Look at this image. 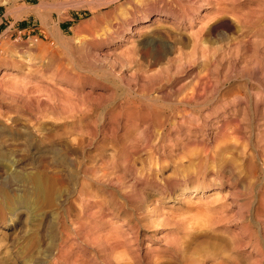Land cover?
Returning <instances> with one entry per match:
<instances>
[{"label": "rangeland", "instance_id": "obj_1", "mask_svg": "<svg viewBox=\"0 0 264 264\" xmlns=\"http://www.w3.org/2000/svg\"><path fill=\"white\" fill-rule=\"evenodd\" d=\"M102 1L0 0V264H264V0Z\"/></svg>", "mask_w": 264, "mask_h": 264}, {"label": "bare ground", "instance_id": "obj_2", "mask_svg": "<svg viewBox=\"0 0 264 264\" xmlns=\"http://www.w3.org/2000/svg\"><path fill=\"white\" fill-rule=\"evenodd\" d=\"M104 1V2H103ZM102 2L103 3H101L100 5H110V4H112V3H114V2H120V1H122V0H103ZM127 1V0H126ZM120 4V3H119ZM39 11V10H38ZM3 77V76H2ZM4 78V77H3ZM1 80V79H0ZM2 84L0 83V86H1ZM3 113L0 111V123H3ZM9 121L10 122V124H11V128L15 125L14 124V122L16 121L15 120V118L14 117H8V118H6V121ZM21 124H23V123H21ZM13 125V126H12ZM38 145H36L37 147H40V145H43L45 142H44V140L42 141H38L37 140V142H36ZM9 150V149H8ZM2 154V153H1ZM6 155V154H5ZM2 157H4V156H2ZM94 162V161H93ZM0 163H2L5 167H12V165L15 163V161L14 160H7V159H1V155H0ZM91 164V163H90ZM96 164V162L94 163V165ZM95 169V168H94ZM93 169V170H94ZM93 170H91V168L89 167V166H86V168H85V170H84V178H85V181H82L81 183H80V188H79V190L77 191L79 194H80V196H79V198L81 199V201H84L85 203H87L88 205L91 203L90 202V200H87V199H90L89 197H92L93 195L91 194V192H90V190H89V188H90V186H91V181H90V179H92L93 180V178H91L92 176L94 177L95 176V172H93ZM95 171V170H94ZM92 173H94V175H92ZM98 173V172H97ZM96 173V174H97ZM12 174V176H10L11 178H12V180L13 179H16V180H18V179H22V180H25V182H27V184L29 183V182H31V180H32V177L31 176H29V175H26V174H21V173H19V172H13V173H11ZM8 176V177H9ZM18 176H20V178H17ZM91 176V177H90ZM10 177H9V179L8 180H10ZM97 177L100 179V176H98L97 175ZM57 182H59V183H61V177H56V179H55ZM95 180V179H94ZM39 181H33V183H31L30 185L32 186V188H33V190L35 189V190H40V185H39V183H38ZM96 182V181H95ZM9 193H11L10 191H8ZM7 191H6V187L5 188H3V187H0V212L2 213V210H3V208H6L7 209V211L9 212V213H14L15 212V210L17 209V207L16 208H14V207H11L12 206V204H15L16 203V201L13 199V197H14V195H10L9 193H8ZM37 192V191H36ZM92 193H94V191H92ZM83 195H85L84 196V198H82L83 197ZM15 198V197H14ZM93 198V197H92ZM92 198H91V200H92ZM79 199V200H80ZM24 201H26V200H24ZM93 201V200H92ZM19 202H21V200L19 201ZM80 202V201H79ZM96 202V204H97V206H98V208L100 209V207H101V202L100 201H95ZM95 202H94V205H95ZM87 204L85 205V207H83L81 210H82V212L85 210V209H87ZM81 205H83V204H81ZM19 207V206H18ZM32 207V206H31ZM96 207V206H95ZM30 208V207H29ZM28 208V209H29ZM33 209V208H32ZM93 210H94V208H93ZM96 210H97V208H96ZM30 211V210H29ZM90 211H92V210H90ZM85 212H87V211H85ZM94 212V211H93ZM93 212H91V213H93ZM97 212V211H96ZM95 212V213H96ZM95 213L94 214H92V216H96L95 215ZM85 214H87V213H85ZM89 214H90V212H89ZM88 216V215H87ZM89 217V216H88ZM116 230V229H115ZM114 230V231H115ZM113 231V232H114ZM112 233V232H111ZM110 233V234H111ZM117 237V236H116ZM115 237V238H116ZM119 238V237H118ZM117 241V240H116ZM118 242V241H117ZM178 248V247H177ZM125 248H123V250H124ZM181 249V248H180ZM112 251H114V248H111V252ZM177 251H180L179 250V248H178V250ZM177 254V253H176ZM59 258H66V255L64 254V249L62 248V250L60 251V253H59V256H58ZM172 259V258H171ZM220 264H222V263H220ZM223 264H224V262H223ZM227 264V263H226Z\"/></svg>", "mask_w": 264, "mask_h": 264}]
</instances>
